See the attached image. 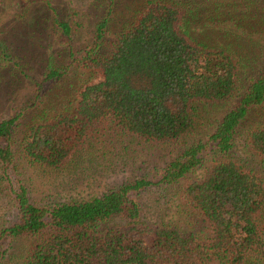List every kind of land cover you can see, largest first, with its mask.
I'll return each instance as SVG.
<instances>
[{"label":"trees","instance_id":"1","mask_svg":"<svg viewBox=\"0 0 264 264\" xmlns=\"http://www.w3.org/2000/svg\"><path fill=\"white\" fill-rule=\"evenodd\" d=\"M138 15L108 46V14L96 25L93 45L75 59L87 79L67 110L44 109L20 133L17 116L0 121V195L7 191L14 208V220L0 229V264L18 240L30 241L23 264H264V180L226 156L237 128L264 107V65L209 137L223 157L180 193L185 230L142 222L134 195L181 182L201 164L202 145L177 155L156 182L142 179L88 200L35 204L26 185L11 180L16 158L58 172L101 134L178 142L195 130L196 102L238 95L239 58L190 41L177 5L150 1ZM58 28L69 38L67 24ZM59 74L51 70L44 81ZM248 142L264 165V128Z\"/></svg>","mask_w":264,"mask_h":264},{"label":"rangeland","instance_id":"2","mask_svg":"<svg viewBox=\"0 0 264 264\" xmlns=\"http://www.w3.org/2000/svg\"><path fill=\"white\" fill-rule=\"evenodd\" d=\"M150 1L177 5L181 31L193 43L226 49L239 58L238 95L222 104L196 102L195 130L178 142L144 144L128 135L101 134L58 172L16 158L11 180L23 182L35 204L88 200L142 179L156 182L177 155L202 145L201 164L181 182L150 186L134 195L142 222L187 228L180 193L223 157L208 144L209 137L264 65V0H0V121L17 116L20 133L44 109L48 115L67 110L87 79L75 59L93 45L96 25L108 14L102 41L108 46ZM61 23L70 28L69 38L58 28ZM51 70L60 78L44 81ZM259 128H264V107L252 110L237 128L226 156L264 180V165L248 142L250 132ZM6 194L0 195V229L14 220ZM29 245V240L14 242L1 264H23Z\"/></svg>","mask_w":264,"mask_h":264}]
</instances>
